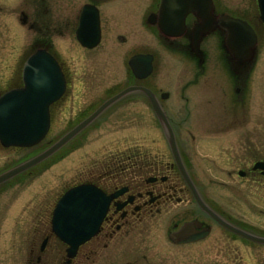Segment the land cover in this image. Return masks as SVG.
I'll return each mask as SVG.
<instances>
[{
  "label": "flooded vegetation",
  "instance_id": "1",
  "mask_svg": "<svg viewBox=\"0 0 264 264\" xmlns=\"http://www.w3.org/2000/svg\"><path fill=\"white\" fill-rule=\"evenodd\" d=\"M211 1L213 16L240 18L256 33L257 41L250 60L241 65L236 63L225 46V31L219 27L201 36L199 54H196L190 42L192 29L199 23V18L192 12L186 14L185 27L180 34L161 33L156 23L148 20L150 14H156L159 0L152 2V6L142 7L139 15L128 10L124 0H0V31L3 35L0 38L13 36L20 43L18 57L11 65H4L7 75L0 95L25 86L24 64L38 51L52 57L63 80V85H50L46 94L56 97L48 107L49 125L43 139H49L30 147H3L0 144V147L14 151L22 150L15 158L5 161L4 165L10 164L0 173L38 156L99 110L50 156L3 182L5 191L14 185L24 186L47 170L53 171L63 158L83 148L91 138H98L96 149L100 156L92 164L96 169L90 171L86 179L83 177L65 185L59 195L55 193L51 208L38 205L33 210L32 216L37 222L31 231L37 238L29 247L28 264H173L165 262V249L167 251L169 245L180 248L201 243L211 239L217 226L223 229L225 238L235 236L245 243L264 245L221 225L200 208L195 197L196 194L201 203L225 223L253 235L238 227L224 212L228 210V197L233 196L240 203L239 200L243 202V196H247L246 190L238 186L264 181V169L254 168L256 163H264V131L217 129L221 125L213 114L202 116L200 113L194 114L195 129H183L181 125L188 119L176 120L163 103L169 93L160 92V89L155 91L153 85L147 83L155 61L154 52L147 47L158 41L164 49L167 44L195 59V83L212 78L210 85H182V97L178 100L183 104L189 100L185 91L193 90L189 89L193 86L196 94L193 101L200 109L215 104L240 109L241 113L226 116L236 124L246 121L248 106H260L264 100V85L249 83L260 68L257 55L264 54V10H261L264 0L261 6L258 0H243L239 11L226 8L218 0ZM138 26L150 31L145 32L148 41H144L146 46L140 49ZM138 54L152 57V71L141 79L134 75L129 65L130 58ZM15 64L16 71L11 76L8 69H13ZM217 69H222L221 81L230 85L217 84ZM121 74H124L122 78ZM86 77L95 85H83ZM149 93L165 114L170 130L155 114ZM187 115L191 117V114ZM253 121L256 125H260V121L264 123V114L254 116ZM155 125L159 128L157 131ZM215 169L221 170L223 175H218ZM56 171L57 168L53 173ZM79 184L93 185L105 196H114L97 234L79 246L75 256L69 259L66 246L52 232L50 220L61 194ZM45 185L40 179L39 190H46ZM214 185L227 192L224 194L226 202L219 200L216 203L219 211L210 201V198L217 199ZM220 197L223 199L222 193ZM185 203L189 204L186 208L172 214L167 212L170 204ZM18 210V206H14L11 213L19 214L21 210ZM185 223L193 224L192 236L198 237L205 228L208 233L195 241L177 244L170 234ZM15 224L11 228L19 230L20 226ZM152 228H156L155 231H151ZM156 230H161L160 235L155 236ZM222 250L226 252V249Z\"/></svg>",
  "mask_w": 264,
  "mask_h": 264
},
{
  "label": "rangeland",
  "instance_id": "2",
  "mask_svg": "<svg viewBox=\"0 0 264 264\" xmlns=\"http://www.w3.org/2000/svg\"><path fill=\"white\" fill-rule=\"evenodd\" d=\"M124 1L126 3L124 6L128 10H133L139 15L142 7L147 4L152 6L155 0ZM218 1L223 3L226 8L228 7L230 10L234 9L238 11L243 4V0ZM142 27L143 26H138L137 31V36L140 38L139 41L141 42V44H139V49L146 46L144 41H148L145 38V32L147 31L150 33L148 29L145 27L142 29ZM0 36L3 38L2 31H0ZM2 38H0V88L4 86L3 83L6 81L7 73L4 71V65H11L13 60L18 57L20 51V43L18 40L14 39L15 37L11 36L10 39H8L4 35V40H2ZM147 48H151V51L155 54L154 68L147 83L152 84L155 91H159L158 89H160V92L169 93L168 99H163V103H165V106L168 108L169 114L174 116L176 120L180 118H184L185 120L188 119V122H184L183 125H181L183 129H195V115L200 113L202 116L213 114V117H216L221 125V127L218 125L216 127L217 129H259L260 131H264V123L261 122L262 120L260 121V125L257 124L258 126L253 121L254 116L264 114V100L261 101L260 106H248L247 111H245L248 115L246 121H241L238 124L230 122L228 120L231 119L230 116H228V118L226 116L228 114L241 113L240 109L235 110L225 104H215L212 107L205 106L203 109L196 106L193 101L196 97L193 86L189 88L193 90L185 91V96L188 97L189 100L186 104H183L178 100L182 97L180 91L182 85H210L212 78L211 80L208 77L203 78L199 80L198 83H195V78L193 77L196 71L195 59L192 58L190 54L181 53L175 50L174 47H168L167 44H165L164 49L162 43L158 41H155L153 45L150 44ZM7 52L9 53L7 54ZM257 59V65H260V68L258 71H255L254 78L251 77L249 85H264V54H258ZM8 70L10 72L9 74L12 76L16 71V64L13 69ZM220 74H222V69H217L215 76L217 84L230 85L229 82L225 83L221 81ZM123 75L124 74H121V78ZM82 84L95 85L94 81L92 84L88 77L85 78V82ZM187 114H191V117ZM184 115H187V117ZM223 116L224 118H222ZM226 120H228V122H226ZM154 129L157 131L159 128L155 125ZM48 139L49 137H46V139L43 140ZM97 140L98 138H91L84 144L85 146L83 148L77 149L63 158V160L58 163L56 167L57 171L54 173L53 171L56 168L53 169V171L47 170L42 176L38 175L37 179L29 181L24 186L14 185L9 191L4 190L6 184H0V264H28L29 247L31 242L36 241L37 238V235L31 231L32 226L36 225L37 222V218L32 216L34 215L33 210H35V207L38 205H40L39 207L45 206V209L48 207L51 208L56 198L55 193H60L65 185L67 186L78 182V179H83V177L86 179L88 177L87 175L91 173L90 171L96 169L92 164L99 160L100 156L96 149ZM17 151L0 147V171L3 167L6 168L10 164V162H8L4 165L5 161H8V158L13 159L18 156V153H22V150ZM215 171L218 175H223L221 170L215 169ZM53 177H55V180ZM40 179L45 181L46 190H39L38 183ZM15 183L14 181L13 184ZM238 187H241L242 190H246L247 192V196H243V202L239 200L240 203H238V200L233 196L228 197L226 202L224 194H227V192L225 189L214 185V189L217 192V199L214 200L213 198L212 200V198H210L212 205L219 211L220 207L216 203H219V200L225 201L228 207V210L225 212L229 213L224 212V214L232 219L238 227L247 229L251 231L253 235L264 238V181L257 185ZM214 189L211 188V191ZM221 193L223 199L220 197ZM22 205L25 208H23ZM188 205V203L184 205L170 204L167 208V212L172 214L174 211H179L181 208L184 209ZM14 206H18L19 210H21L19 214L11 213ZM28 211H32V213ZM14 223L20 226L19 230L11 228ZM155 229L152 228L151 231H155ZM222 230L223 229L217 226L213 231L211 239L202 240L201 243H196L194 245L180 248L169 245L167 251L165 249V259H167L165 262H171L173 264H264V245L245 243V241L235 236H233V238H225ZM160 231L161 230H156V234L154 233L155 236L160 235ZM59 246L63 249L61 244ZM129 247H131L130 244ZM222 248L226 249V252L222 250Z\"/></svg>",
  "mask_w": 264,
  "mask_h": 264
},
{
  "label": "water",
  "instance_id": "3",
  "mask_svg": "<svg viewBox=\"0 0 264 264\" xmlns=\"http://www.w3.org/2000/svg\"><path fill=\"white\" fill-rule=\"evenodd\" d=\"M261 1L258 0L259 6L262 5ZM262 7L261 10H264V5ZM189 12L199 18V23L192 29L190 42L191 48L196 54H199L201 36L219 27L225 31V46L232 53L238 65L252 58L256 35L251 26L247 22L229 15L213 16L211 0H159L156 14H150L148 20L151 23H156L161 33L176 36L184 29V18ZM151 59L150 55L142 54L130 58L129 65L136 77L144 78L150 74ZM56 76L58 80H55ZM23 81L24 87L15 88L0 95V143L4 147H29L43 139L49 125L48 106L56 98L46 95L47 91L54 83L63 85L55 61L49 54L40 51L29 56L26 60L23 67ZM148 95L155 114L163 126L170 130L165 114L155 98L150 93ZM98 111L38 156L1 173L0 183L49 156L86 125ZM171 146L176 155L172 136ZM179 167L181 166L179 165ZM256 167L264 169V163H256L254 168ZM189 186L191 185L189 184ZM113 196H105L93 185L79 184L66 190L57 200L52 211L51 228L55 236L67 245L65 250L67 258H73L77 248L98 232L109 201ZM195 197L200 207L220 224L251 241L264 244L263 237L254 236L230 226L203 205L196 194ZM192 227L193 224L185 223L178 231L170 234V238L180 244L195 241L208 233L205 228L202 229L200 237L192 236Z\"/></svg>",
  "mask_w": 264,
  "mask_h": 264
}]
</instances>
